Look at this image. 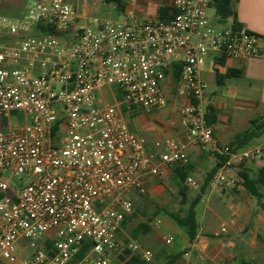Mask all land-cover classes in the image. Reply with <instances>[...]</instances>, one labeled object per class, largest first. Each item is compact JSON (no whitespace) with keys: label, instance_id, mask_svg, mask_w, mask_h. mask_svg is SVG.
Wrapping results in <instances>:
<instances>
[{"label":"built area","instance_id":"1","mask_svg":"<svg viewBox=\"0 0 264 264\" xmlns=\"http://www.w3.org/2000/svg\"><path fill=\"white\" fill-rule=\"evenodd\" d=\"M14 1L0 0V264H110L122 255L152 263L151 250L119 232L133 196L147 195V176L188 164L187 144L167 139L148 150L119 107H164L162 84L178 66L180 95L190 99L180 124L190 144L227 157L212 182L233 186V171L264 147H216L200 71L210 57L264 58V37L211 18L214 0H175L166 22L124 11L86 23L66 0H23L19 14H3ZM113 88L119 106L100 99ZM185 183L199 188L191 176Z\"/></svg>","mask_w":264,"mask_h":264},{"label":"crops","instance_id":"2","mask_svg":"<svg viewBox=\"0 0 264 264\" xmlns=\"http://www.w3.org/2000/svg\"><path fill=\"white\" fill-rule=\"evenodd\" d=\"M66 1L76 8L80 22L86 23L93 17L119 19L124 11H132L142 19L166 22L170 19L164 15L161 18L160 11L172 8L175 0H120L121 7L116 3L107 4L105 0ZM232 9L236 14L235 20L243 28L264 37V0H232ZM233 20L230 17L227 24ZM218 74L224 77L220 82ZM200 77L208 86L202 107L207 113L212 111L215 118L210 126L216 147H230L236 135L249 127L251 120L264 116V58L236 61L210 57L203 64ZM182 86L180 71L178 74L173 71L162 84L167 101L164 107L140 110L135 114L128 113L124 107L119 109L129 128L145 139L148 150L154 151L157 141L167 139L187 144V177H193L199 185L198 189L189 188L188 196L192 199L194 191L201 189L209 172L217 166L218 155L221 154L215 149L200 151L196 145L189 143L187 131L179 120L180 109L190 104L187 96L180 95ZM106 90L114 92L113 97L119 104L120 94L117 90ZM259 146L264 147V135L238 151ZM263 167L264 155L233 171L235 185L217 186L211 180L204 193L199 191L195 195L193 200L199 194L201 200L196 207L199 230L193 243L189 242L185 232L164 218H160L159 228L152 226L150 230L141 229L140 226L145 224L141 223L131 236L137 237L142 246L154 253L153 264H264V210L257 199L247 192L239 177V173L244 172L256 179ZM174 170L175 167L164 178L147 176L144 179L148 195L146 198L133 196L134 212L126 217L119 232V236H125H121L125 241L130 239L129 233H125L127 225L146 204L156 198L163 200L169 195L180 198V181ZM261 193L264 197V185ZM199 206H202L200 214L197 211ZM223 226L226 232L217 236L216 233ZM137 230H140V234L145 232L140 235L136 233ZM176 237L183 249L176 248ZM161 238H171L173 241L170 250L164 254L156 246ZM119 261L118 258H112L110 264H120Z\"/></svg>","mask_w":264,"mask_h":264},{"label":"trees","instance_id":"3","mask_svg":"<svg viewBox=\"0 0 264 264\" xmlns=\"http://www.w3.org/2000/svg\"><path fill=\"white\" fill-rule=\"evenodd\" d=\"M105 2L107 4L116 3L118 7H121L120 0H105ZM211 8L214 10L215 15L219 17L220 23H225L226 19L232 17L234 19L233 20L234 26L237 28H242V26L235 20L236 14L232 9V0H214ZM172 12H173L172 8L163 9L160 11V17L162 18L164 15L166 18L170 19L172 17ZM178 71H180V68L176 66L174 69V74H178ZM227 77H229V75ZM217 78L219 82L224 79V77H222L219 74L217 75ZM214 119L215 118L213 116L212 111L208 112L207 113L208 123L212 124ZM263 135H264V116L251 120L249 127L242 133L236 135V137L234 138L233 142L230 145V149L232 151H238L243 147L247 146L251 141L260 138ZM226 159H227L226 156L218 155V164L215 168L212 169L211 172H209L207 178L205 179V183L200 189L201 194L205 192L213 176L217 173L222 163ZM174 171L180 181L178 188L181 196V204L182 205L189 204V207L187 210L183 211V215L171 213L170 216L173 218L176 225L179 226L185 232L189 242L193 243L197 237L199 230L196 207L198 206L201 200V195L199 194L194 200L189 201V196H188L189 187L185 183L187 179V175L189 174L188 166H176ZM239 177L242 179L247 192L257 199L261 209L264 210V197L263 194L261 193V187L264 185V167L259 170L258 177L256 179L250 178L244 172H240ZM140 228L147 229L148 226L142 224ZM136 233H140V230H137ZM88 248L89 245L86 244L84 249L76 257V259L79 260L88 250ZM126 264H153V263H147L138 257H132L131 259L126 261Z\"/></svg>","mask_w":264,"mask_h":264},{"label":"rangeland","instance_id":"4","mask_svg":"<svg viewBox=\"0 0 264 264\" xmlns=\"http://www.w3.org/2000/svg\"><path fill=\"white\" fill-rule=\"evenodd\" d=\"M22 5H23V0H15L11 4H5V5L2 6V8L4 10L3 13L5 15H10V16L17 15L22 10ZM209 16L211 18L215 17V12H214L213 9H211L209 11ZM113 95H114V92H112L111 90H106L105 89L103 95L100 96V99L103 100V101H106L108 103H111L113 105L119 106L117 99L114 98ZM18 123H20V120L18 118L12 119V125L13 126H16ZM195 191H194V195H193L192 199H189V201H192L193 198L195 197V195L198 194L200 190H195ZM147 195H148V193H147ZM147 195L146 196H142V198H146ZM188 207H189V204H185V205L181 204V196H180V198H177L175 195H169V197L163 198V200L159 199V198H156L155 200L152 201V203L146 204L145 207L143 209H141L139 211V213L136 214L135 217L132 218L131 223L127 225L125 233H129L128 235H130V239H127V241L133 240V241H137V242L141 243V241H139L137 239V237L131 236V234L134 231V229L138 225H140L141 223H145V225H147L148 229L150 230L151 227L152 226L155 227L154 224L159 222L162 218L166 219L167 222H169L172 225H174L175 228H177L180 231L184 232L179 226L176 225V223L174 222V220L170 216V214L173 213V214L183 215V211L187 210ZM201 210H202V206H199L197 208V211H198L199 214H200ZM144 232L145 231H142L141 234H143ZM121 236L125 237L124 235H121ZM121 236H119L120 239L122 241H124V242H127ZM172 243H173V241H172ZM171 245L172 244H167L165 242V238L164 239L161 238L158 242H156V246L160 250L161 254L167 253L170 250V248H171L170 246ZM175 246H176L177 249L178 248H182L183 249V247L180 246V241H179L178 237H176ZM18 252L21 253L22 249L18 248ZM118 259L120 260L119 261L120 264H126L127 256L122 255Z\"/></svg>","mask_w":264,"mask_h":264}]
</instances>
